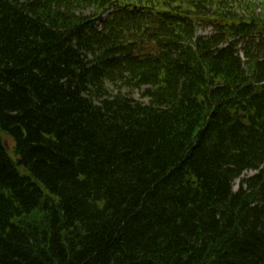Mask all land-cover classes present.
I'll return each mask as SVG.
<instances>
[{
    "label": "trees",
    "instance_id": "obj_1",
    "mask_svg": "<svg viewBox=\"0 0 264 264\" xmlns=\"http://www.w3.org/2000/svg\"><path fill=\"white\" fill-rule=\"evenodd\" d=\"M0 264H264V0H0Z\"/></svg>",
    "mask_w": 264,
    "mask_h": 264
},
{
    "label": "rangeland",
    "instance_id": "obj_2",
    "mask_svg": "<svg viewBox=\"0 0 264 264\" xmlns=\"http://www.w3.org/2000/svg\"><path fill=\"white\" fill-rule=\"evenodd\" d=\"M134 97L139 99V95L138 94H135ZM251 174H252V172H248L246 175L248 176V175H251ZM238 184H239V182L236 181L235 184H234V189L237 188Z\"/></svg>",
    "mask_w": 264,
    "mask_h": 264
}]
</instances>
